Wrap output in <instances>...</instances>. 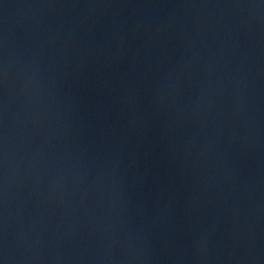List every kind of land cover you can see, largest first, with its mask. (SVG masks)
Wrapping results in <instances>:
<instances>
[{
    "label": "water",
    "instance_id": "1",
    "mask_svg": "<svg viewBox=\"0 0 264 264\" xmlns=\"http://www.w3.org/2000/svg\"><path fill=\"white\" fill-rule=\"evenodd\" d=\"M0 23L127 145L264 234V0H0Z\"/></svg>",
    "mask_w": 264,
    "mask_h": 264
}]
</instances>
